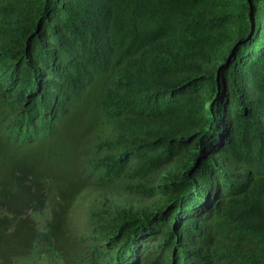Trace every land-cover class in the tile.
<instances>
[{"label":"trees","instance_id":"1","mask_svg":"<svg viewBox=\"0 0 264 264\" xmlns=\"http://www.w3.org/2000/svg\"><path fill=\"white\" fill-rule=\"evenodd\" d=\"M42 245L264 264V0H0V264Z\"/></svg>","mask_w":264,"mask_h":264},{"label":"rangeland","instance_id":"2","mask_svg":"<svg viewBox=\"0 0 264 264\" xmlns=\"http://www.w3.org/2000/svg\"><path fill=\"white\" fill-rule=\"evenodd\" d=\"M33 218L40 231H45L50 220V211L48 208L40 213H35ZM16 264H64L62 257L53 249L46 245L36 247L32 253Z\"/></svg>","mask_w":264,"mask_h":264}]
</instances>
